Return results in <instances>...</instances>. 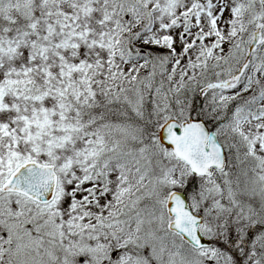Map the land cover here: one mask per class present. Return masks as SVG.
Segmentation results:
<instances>
[{"label":"snow or ice","instance_id":"snow-or-ice-1","mask_svg":"<svg viewBox=\"0 0 264 264\" xmlns=\"http://www.w3.org/2000/svg\"><path fill=\"white\" fill-rule=\"evenodd\" d=\"M0 264H264V0H0Z\"/></svg>","mask_w":264,"mask_h":264}]
</instances>
